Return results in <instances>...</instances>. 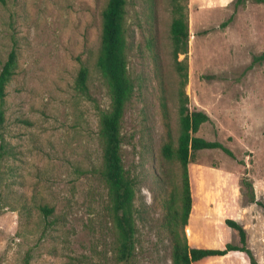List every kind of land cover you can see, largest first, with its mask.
Returning <instances> with one entry per match:
<instances>
[{
    "label": "rangeland",
    "instance_id": "1",
    "mask_svg": "<svg viewBox=\"0 0 264 264\" xmlns=\"http://www.w3.org/2000/svg\"><path fill=\"white\" fill-rule=\"evenodd\" d=\"M107 1L0 0V72L15 52L0 99V264H123L100 175V113L110 94L96 61ZM176 4L190 34L181 72L170 37ZM239 6L237 17L234 2L225 13H201L189 0H126L134 88L120 130L122 164L135 183L131 264H176L174 244L183 242L181 103L211 119L197 136L232 152L193 154L192 203L250 202L249 183L255 197L253 182H264V59H255L264 52V4ZM82 66L86 93L77 87ZM255 200L264 203V194Z\"/></svg>",
    "mask_w": 264,
    "mask_h": 264
},
{
    "label": "trees",
    "instance_id": "2",
    "mask_svg": "<svg viewBox=\"0 0 264 264\" xmlns=\"http://www.w3.org/2000/svg\"><path fill=\"white\" fill-rule=\"evenodd\" d=\"M245 0H234L235 8ZM263 3L264 0H255ZM126 0H108L102 11V29L100 39V53L96 65L107 81L110 94V107L100 113V138L102 142V166L101 178L107 186L109 210L115 230L114 249L116 260L123 264H131L133 256V232H134V181L124 170L121 157L122 135L120 130L121 120L124 114L126 102L132 95L133 83L128 74V44L124 37L123 20ZM176 4L178 13L172 19L170 25V37L172 41V57L178 72L184 68L180 56L187 53L189 29L187 15ZM264 59V52L255 58ZM15 62V52L11 50L0 72V99L5 96V85L12 74ZM87 68L82 66L77 77V87L83 93L87 90ZM181 98V97H180ZM179 113V135L175 150L176 159L181 169V227L183 242L174 244V260L176 264H199L212 258H219L226 254L239 253L246 258L247 264H258L255 256L247 243V232L244 227L234 219L225 218L224 223L238 236L239 243H226L221 249L196 248L188 243L187 226L188 217L192 207V193L188 164L196 151L203 149L220 148L227 154L232 152L217 141L207 140L197 136L200 125L210 121L209 115L203 110L189 109L181 103ZM3 121V113L0 110V123ZM166 157H171L173 151L169 144L163 147ZM250 202H256L264 209V203L255 200L252 184L249 183ZM41 209L46 213L52 211L47 206Z\"/></svg>",
    "mask_w": 264,
    "mask_h": 264
},
{
    "label": "crops",
    "instance_id": "3",
    "mask_svg": "<svg viewBox=\"0 0 264 264\" xmlns=\"http://www.w3.org/2000/svg\"><path fill=\"white\" fill-rule=\"evenodd\" d=\"M234 0H189L197 12H227ZM243 6L237 7L236 16L240 17ZM253 182L255 198L264 194V182ZM210 210H206V208ZM225 218L239 222L247 232V243L258 264H264V209L255 202L236 200L230 203L215 205H198L192 203L188 217L191 234L188 243L191 247L221 249L226 243L238 244L235 232L224 223ZM199 264H247L246 258L239 254H226Z\"/></svg>",
    "mask_w": 264,
    "mask_h": 264
}]
</instances>
